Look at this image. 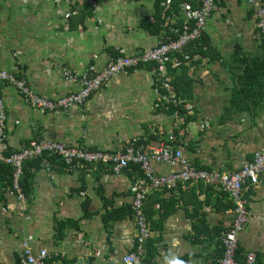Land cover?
Segmentation results:
<instances>
[{"label":"crops","instance_id":"1","mask_svg":"<svg viewBox=\"0 0 264 264\" xmlns=\"http://www.w3.org/2000/svg\"><path fill=\"white\" fill-rule=\"evenodd\" d=\"M89 1L0 0V68L17 69L33 91L59 98L80 88L66 72L98 73L113 53L132 55L152 48L169 34L167 27L172 32L180 17L184 20L181 6L179 15L170 14L160 33L153 34L146 26L155 21L156 0H97L96 8ZM85 4L92 15L76 19ZM216 4L201 39L186 49L192 56L185 100L189 120L160 106L153 65L115 75L84 106L53 113L34 109L15 87L4 84L0 92L9 151L32 138L114 151L140 142L158 146L172 134L198 167L220 172L241 168L264 146V86L250 91L244 103L255 105L249 110L230 109L244 73L232 62L233 55L237 47L249 58L263 55L264 36L248 0ZM71 10L78 13L68 17ZM154 169L165 175L175 167L158 163ZM33 172L31 197L21 200L0 171V264H19L27 237L35 252L48 251L46 264H122L136 244L131 189L146 184L140 168L131 166L121 174L103 166L67 171L55 160L51 170ZM209 186L193 182L150 192L144 211L152 216L151 238L160 237L152 264H168L173 256L183 264H217L223 248L213 232L229 227L235 210L229 194ZM244 192L250 215L239 234V258L253 251L264 262V175ZM109 214L115 218L106 222ZM62 221L77 222L78 229L66 230L58 241L55 226ZM204 227L209 234L196 240V230Z\"/></svg>","mask_w":264,"mask_h":264},{"label":"built area","instance_id":"2","mask_svg":"<svg viewBox=\"0 0 264 264\" xmlns=\"http://www.w3.org/2000/svg\"><path fill=\"white\" fill-rule=\"evenodd\" d=\"M216 1L196 0L195 5L188 2L183 3L181 5L184 14L182 27L172 28V32L177 34L176 38L167 34L152 48L138 51L132 55L112 57L108 64L95 74L90 71L80 75L66 72L68 80L79 82L80 88L62 97L50 98L36 93L27 77L19 73L17 69L0 68V87L4 84L12 85L34 109L48 113L67 111L74 106H84L92 95L113 76L153 65L157 75L156 88L160 95L158 99L160 106L181 105L184 101L177 98L168 63L172 61L171 68L173 69L183 64H189L191 58L185 51L193 42L201 38L208 19L217 7ZM96 2L97 0L89 1L95 8L97 7ZM248 2L257 13V28L259 33L264 36V4L258 0H248ZM162 3L166 11L171 9L172 0H163ZM77 13V10H71L67 16L70 17ZM168 20L166 19V22ZM178 54H182L184 59L177 57ZM185 109L188 113V105ZM173 116L182 118L177 111ZM6 131L7 111L0 92V163L13 168V191L11 193L16 192L21 200L26 199L20 187V179L24 163L28 160L43 158L42 167L47 170L54 167L55 160L59 161L67 171L91 170L97 166H103L111 169L113 173L121 174L131 166L140 168L146 184L134 185L131 189L133 194L132 210L137 225L136 244L131 252L122 257V264H143L146 243L152 235L150 222L144 211L145 201L150 192L158 189H176L182 184L193 182L217 186L229 194L234 202V220L218 236L223 253L218 258L217 264H257L255 252H248L241 260L238 259L237 252L239 234L250 215L249 200L244 190L246 186L257 185L261 176L264 175V146L255 151L252 159L245 162L238 170L220 172L193 164L184 155L183 145L178 143V138L172 134L167 141L158 146L132 143L114 151L89 148L84 145H67L47 138H32L21 149L10 152ZM158 163H167L175 167V170L169 174L159 175L154 169V165ZM48 258L49 253L46 249L34 251L31 237L22 241V264H46Z\"/></svg>","mask_w":264,"mask_h":264},{"label":"trees","instance_id":"3","mask_svg":"<svg viewBox=\"0 0 264 264\" xmlns=\"http://www.w3.org/2000/svg\"><path fill=\"white\" fill-rule=\"evenodd\" d=\"M185 2H191V4L195 5L196 0H172L171 4V9L165 10L164 6L162 5V0H156V13H155V21L152 25H147L146 27L150 29V31L153 34H159L162 26H164L166 19L170 14H178L179 15V10L181 8V5ZM217 2V1H216ZM162 5V6H161ZM75 9V8H74ZM93 9L89 5L85 4L84 7L81 9V14L76 18V19H86L87 16L92 15ZM180 22L176 26V28H181L182 23H183V18L180 17ZM167 32L172 38H176L177 34L170 32L169 28L167 27ZM203 34V33H202ZM201 39V38H200ZM199 39V40H200ZM264 40V39H263ZM198 42V40H197ZM196 42H193L189 47L193 46ZM188 47V48H189ZM203 48V46H201ZM261 47L264 49V44L262 43ZM186 52V51H185ZM188 53V52H187ZM113 57L119 56L120 54L113 53ZM190 58L192 57L189 54ZM177 57L180 59H184V56L182 54H178ZM234 64H237L238 67H242V70L244 73L238 77V87L234 91L232 95V103L230 105V109L232 110H249L251 105H248L244 102L245 100H248L250 98V91L257 90L259 87L264 86V54L261 56H255L253 58H249L247 55H244V52L242 51L241 47H237L234 55H233V61ZM246 63V67L244 68L243 65ZM171 74L173 76V85H174V90L176 92L177 98L182 99L184 101L183 104L181 105H168L169 106V113L174 114L176 111L183 117L185 120H189V116L187 115V110L185 109V100L187 97V88L191 87V77L188 75V65L183 64L178 68H170ZM233 73H236L234 68L232 69ZM236 75V74H235ZM189 91V89H188ZM259 104V101L258 103ZM255 103L252 105L254 106ZM176 136V135H175ZM177 137V136H176ZM178 138V137H177ZM143 145H146V143H141ZM53 159V158H52ZM42 160L43 158H38L34 160H28L24 163L23 167V174L20 179V187L22 189V192L24 193L25 197L27 199H30L31 194L33 192L32 186H33V179H34V172L33 170L38 169L42 167ZM136 170H139L138 166H134ZM0 171L5 173L7 178L10 181V185L12 186L13 183V168L10 165H5L0 163ZM211 187V186H209ZM233 204V201H231ZM148 218L150 219L149 214L147 215ZM167 215L164 213L162 215V218L164 219ZM115 217L113 215L109 214L105 216V220L107 221H112ZM78 229V224L77 222H58L55 226L56 230V239L58 241L62 240L66 230L68 229ZM221 232L214 231L213 236H219ZM208 233L207 228L204 227V230H196V240H199L200 236H206ZM160 237H152L150 238L147 243H146V255L143 259V264H152L154 261V258L156 257L157 254V247L159 244ZM220 255H222L223 249L220 250ZM237 257L239 260V252L237 254ZM20 258V263L21 262ZM257 264H264L260 258L257 259Z\"/></svg>","mask_w":264,"mask_h":264},{"label":"clouds","instance_id":"4","mask_svg":"<svg viewBox=\"0 0 264 264\" xmlns=\"http://www.w3.org/2000/svg\"><path fill=\"white\" fill-rule=\"evenodd\" d=\"M168 264H183V262L178 260L175 256H173L169 258Z\"/></svg>","mask_w":264,"mask_h":264}]
</instances>
